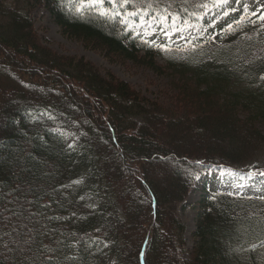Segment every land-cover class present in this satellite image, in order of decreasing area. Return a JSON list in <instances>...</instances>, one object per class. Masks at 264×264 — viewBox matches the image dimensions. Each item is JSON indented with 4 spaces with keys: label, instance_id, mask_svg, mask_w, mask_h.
Returning a JSON list of instances; mask_svg holds the SVG:
<instances>
[{
    "label": "trees",
    "instance_id": "1",
    "mask_svg": "<svg viewBox=\"0 0 264 264\" xmlns=\"http://www.w3.org/2000/svg\"><path fill=\"white\" fill-rule=\"evenodd\" d=\"M42 6L86 48L160 75L170 68L177 107L46 47L33 17ZM78 6L0 0V264H264V201L207 199L187 259L177 215L200 174L262 157L254 119H264V28L242 13L215 26L230 10L220 0ZM161 26L188 34L166 68L145 34ZM163 163L179 182L169 191L153 183ZM98 184L107 196L95 206Z\"/></svg>",
    "mask_w": 264,
    "mask_h": 264
},
{
    "label": "rangeland",
    "instance_id": "2",
    "mask_svg": "<svg viewBox=\"0 0 264 264\" xmlns=\"http://www.w3.org/2000/svg\"><path fill=\"white\" fill-rule=\"evenodd\" d=\"M78 1L80 3V0ZM257 1L259 4H263L262 0ZM249 3H253L252 0H249ZM87 5L88 4H84L81 6L80 3L79 10ZM33 17L38 35L46 47L60 55L85 58L102 74H113L117 79L127 82L135 91L140 92L145 98L160 103V105H165L166 107L174 109L177 107L176 105L178 104L176 99L173 97L175 92L171 89L173 76L170 68L167 69L166 74L160 75L145 66L133 64L132 62L113 60L112 58H108L105 52L86 48L81 42L67 38L62 33L61 28L55 22V19L52 17L50 12L44 6L37 8L33 13ZM260 26L263 27L264 22H261ZM183 39H186L185 35L177 38L175 43H180V40ZM160 41L163 42L164 37H161ZM187 47L185 45L180 49H183L182 51L185 52L184 49ZM167 48L168 51H161V55L156 58L158 64L163 68L168 66L167 60L169 56L175 57V49L169 46H167ZM182 51L179 53H183ZM230 86L233 85L231 84ZM245 87L246 84L241 81L240 84L234 85L232 88L240 90ZM250 108L251 109L249 111L241 115L242 120H246L247 117L256 115V107L252 106ZM254 123L264 135V119L257 116L254 119ZM257 153L258 155L262 154V157L259 156L258 159L251 162V164L232 167L234 170H211L198 176L193 187L188 192L187 197L178 205L177 209L178 218L185 226L183 239L186 245L182 252L180 250L181 258H189L190 252H192L196 245L197 238L195 237V234L197 231V225L202 219V213L205 210L207 211L204 207L205 200L218 192H227L239 196H264V175L259 174L260 172H264V165L262 164V159H264V149ZM259 166L262 168H258ZM157 167L160 174L157 173V176H153V180H155L153 183L159 188L160 185H163L165 190L169 191V184H179V182H173L174 177L172 175V168L168 164H159ZM241 172H246V176H238ZM156 185L155 187H157ZM97 188L94 200L92 201L95 206L96 202H99V204L104 202L105 197L107 196L105 195L106 192L100 188L99 184L97 185ZM91 191L93 192L92 188ZM24 214V212H21L20 214H17V216L15 215V217L22 216ZM165 227L166 229L163 228V231L168 235L170 228L166 225ZM151 231H153L152 223L148 225V233Z\"/></svg>",
    "mask_w": 264,
    "mask_h": 264
},
{
    "label": "snow or ice",
    "instance_id": "3",
    "mask_svg": "<svg viewBox=\"0 0 264 264\" xmlns=\"http://www.w3.org/2000/svg\"><path fill=\"white\" fill-rule=\"evenodd\" d=\"M112 2L116 3L117 0H112ZM123 2L128 3L129 0H123ZM80 3H81V6H83L84 4L96 6V5H103L105 3V0H80ZM220 3L221 4H228L229 0H220ZM235 3L241 5V8L246 13L245 19H247L249 23H253V24L256 23V21L251 19L252 16H255L258 21L264 22V4L257 3V7L260 9V11L257 12L255 10L249 9L248 4L245 2V0H235ZM202 7H206V5H202ZM234 10H236V9H234ZM131 15H136V13H132ZM167 18H168V10L165 9V15L160 17V19H161V21L166 22ZM237 23H243V21L239 20V21H237ZM231 29H232V25H229V30H231ZM160 31H162L163 34L167 38H169V39L171 38V32L169 31V29L163 28V26H161ZM145 43H149V41L145 40ZM151 45L154 47H158L161 50L168 51L167 45L157 44L155 42V40L151 41ZM259 174L264 175V172H260ZM229 194H231V193H229ZM260 199L262 201H264V196H261Z\"/></svg>",
    "mask_w": 264,
    "mask_h": 264
}]
</instances>
